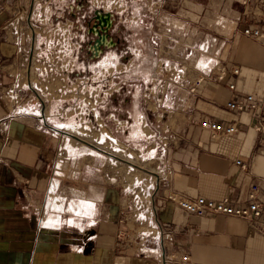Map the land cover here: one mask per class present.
Wrapping results in <instances>:
<instances>
[{"label":"crops","instance_id":"0c3cea01","mask_svg":"<svg viewBox=\"0 0 264 264\" xmlns=\"http://www.w3.org/2000/svg\"><path fill=\"white\" fill-rule=\"evenodd\" d=\"M183 1L177 9L153 4L158 56L169 64L163 76L151 71L147 101L154 121L166 117L164 126H142L141 132L150 138L158 131L164 144L150 191L109 187L106 175L64 171L56 130L27 94L41 87L35 76L43 71V64L33 62L41 57L34 5L26 12L22 0L4 3L0 264H264V232L249 220L198 216L165 196L173 189L188 196H229L241 204L260 182L264 198V134L252 127V112H227L224 106L236 94L215 74L219 62L236 64L241 70L232 79L238 91L264 97V41L242 33L241 0ZM200 76L205 79L191 92ZM201 118H236L240 129L214 138ZM138 119L146 120L143 111Z\"/></svg>","mask_w":264,"mask_h":264},{"label":"rangeland","instance_id":"374dc122","mask_svg":"<svg viewBox=\"0 0 264 264\" xmlns=\"http://www.w3.org/2000/svg\"><path fill=\"white\" fill-rule=\"evenodd\" d=\"M12 1L16 0H1L0 10ZM22 1L26 12L34 5L39 27L35 50L41 57L37 60L34 56L33 62L43 64L42 75L35 76L41 87L27 94L38 104L39 112L44 108L46 123L56 130L64 171L94 178L106 175L109 187L141 190L145 186L150 191L161 168L164 144L158 131L150 138L141 132L144 126L148 130L164 126L166 117L154 121L147 101L151 71L156 68L157 75L163 76L169 64L163 54L158 56L161 45L155 37L159 30L153 4L177 9L184 1L92 0L94 5L116 10L123 17L130 34L131 57L111 54L89 67L86 55L80 54L84 40L74 36V24L65 17L64 9L72 0ZM138 111L145 113L146 120L138 119Z\"/></svg>","mask_w":264,"mask_h":264},{"label":"built area","instance_id":"2783aa9c","mask_svg":"<svg viewBox=\"0 0 264 264\" xmlns=\"http://www.w3.org/2000/svg\"><path fill=\"white\" fill-rule=\"evenodd\" d=\"M241 1L243 4V9L240 12V20L243 23L242 33L256 40L264 41V0ZM215 67L217 80L228 82L230 90L236 94L235 98L230 99L224 108L227 112H234L235 114L245 110L252 112L255 117L252 127L264 134V97L258 98L253 93H241L238 91L237 83L232 77L240 73V66L219 62ZM204 79L205 76H200L195 84L190 87V91L196 92L197 87ZM200 124L204 128L209 129L214 138L231 135L240 129L236 118L221 120L201 118ZM261 142L264 143V136L261 138ZM237 162L246 167V164L241 159ZM262 192V184L254 182L248 194L249 200L241 204L232 202L229 196H224L220 199L210 198L205 195L188 196L173 189L167 190L165 196L168 200L191 214L203 216L212 213L240 217L249 220L264 232V198L261 197ZM181 259L187 260L188 255H183Z\"/></svg>","mask_w":264,"mask_h":264},{"label":"flooded vegetation","instance_id":"af4514ba","mask_svg":"<svg viewBox=\"0 0 264 264\" xmlns=\"http://www.w3.org/2000/svg\"><path fill=\"white\" fill-rule=\"evenodd\" d=\"M1 2V0H0ZM65 10V17L71 18L74 24L76 33L75 37L84 40L80 47V54L86 55L87 67L92 62H97L107 55L115 54L119 58L129 59L131 57V42L129 40L130 34L127 32L123 17L113 9H105L93 4L92 0H72ZM101 9L102 13L112 12L110 21L107 20V25L98 26L95 16L97 11ZM104 39L105 45H101V51L98 57L93 56L91 47L97 40Z\"/></svg>","mask_w":264,"mask_h":264},{"label":"water","instance_id":"95a60500","mask_svg":"<svg viewBox=\"0 0 264 264\" xmlns=\"http://www.w3.org/2000/svg\"><path fill=\"white\" fill-rule=\"evenodd\" d=\"M97 15L95 16V19L97 20V24L98 26H104L107 25L106 21L110 19V16L113 15L112 12H106V13H102L101 9H99L96 13ZM110 21V20H109ZM105 45V40L103 39H99L96 41V43L91 47V50L93 51V56L94 57H98L99 56V52L101 51V45Z\"/></svg>","mask_w":264,"mask_h":264},{"label":"bare ground","instance_id":"6f19581e","mask_svg":"<svg viewBox=\"0 0 264 264\" xmlns=\"http://www.w3.org/2000/svg\"><path fill=\"white\" fill-rule=\"evenodd\" d=\"M113 138H114V137H113ZM115 139H116V138H115ZM115 139H114V140H115ZM115 141H116V140H115ZM52 222H53V221H52Z\"/></svg>","mask_w":264,"mask_h":264}]
</instances>
